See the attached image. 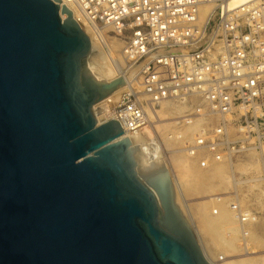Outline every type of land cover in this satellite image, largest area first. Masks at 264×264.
<instances>
[{"label": "water", "instance_id": "1", "mask_svg": "<svg viewBox=\"0 0 264 264\" xmlns=\"http://www.w3.org/2000/svg\"><path fill=\"white\" fill-rule=\"evenodd\" d=\"M60 3L0 0V264H210L163 161L145 163L161 154L97 125L124 79L96 81Z\"/></svg>", "mask_w": 264, "mask_h": 264}, {"label": "built area", "instance_id": "2", "mask_svg": "<svg viewBox=\"0 0 264 264\" xmlns=\"http://www.w3.org/2000/svg\"><path fill=\"white\" fill-rule=\"evenodd\" d=\"M74 2L95 38L107 30L122 43L124 86L98 104L101 125L116 120L129 138L149 134L159 151L176 145L193 160H248L229 173L256 176L264 192V0Z\"/></svg>", "mask_w": 264, "mask_h": 264}, {"label": "rangeland", "instance_id": "3", "mask_svg": "<svg viewBox=\"0 0 264 264\" xmlns=\"http://www.w3.org/2000/svg\"><path fill=\"white\" fill-rule=\"evenodd\" d=\"M77 18L81 19L80 14ZM81 22L85 29L90 30L85 26L86 21L81 19ZM87 29H83L86 34ZM88 34L93 37L96 45L91 46L87 58V68L91 75L99 82L109 83L118 78L123 79L124 75L119 71L124 65L121 41L107 30L103 31V35L98 34L96 38L99 41L91 30ZM90 36L88 37L92 40ZM104 50H107L111 63L103 56ZM110 65L114 69L111 77L108 76ZM121 90L122 87L115 92ZM160 109L162 107L157 108V120L160 123L156 128L159 136L164 138L171 124L167 122L170 118L168 111ZM97 121L100 125L101 121ZM142 136L145 138V145L150 144L145 146L147 153L161 154L160 159L171 176L189 226L205 256L215 264H264V192L252 187L253 184L258 185L252 183L256 176L229 173L231 169L248 171L249 161H239L230 166L207 163L203 157L193 160L178 153L176 145L166 143L165 151H159L147 138L149 134L143 133ZM170 150L173 152H169ZM176 183H179L180 188ZM240 215H247L248 221L241 222Z\"/></svg>", "mask_w": 264, "mask_h": 264}, {"label": "bare ground", "instance_id": "4", "mask_svg": "<svg viewBox=\"0 0 264 264\" xmlns=\"http://www.w3.org/2000/svg\"><path fill=\"white\" fill-rule=\"evenodd\" d=\"M63 5L72 13V17H73V19L78 23V25L80 26V28L83 30H85L86 31V29L84 28V24H81V23H83V22H81V19L82 20H84V21H86L85 23H87L88 24V22H87V20L84 18V16L82 15V13H81V11L79 10V8H78V6L76 5V3L74 2V0H61V3L59 4V7L60 8H62L63 7ZM79 14H80V16H81V19L80 18H77L78 16H79ZM62 18L63 19H65L66 18V15H63L62 16ZM81 22V23H80ZM85 26H87L86 24H85ZM88 30V29H87ZM84 31V32H85ZM89 31L90 30H88L87 32L89 33ZM87 33V34H88ZM86 34V35H87ZM88 36H90V34H88ZM90 37H92V36H90ZM90 41H92L90 44H91V46L93 47H95L96 45H94V42H93V37H92V40H90ZM95 41H96V39H95ZM92 47H90V49L92 48ZM108 51H109V49H108ZM92 52V51H91ZM104 52H105V50H104ZM90 53V52H89ZM108 52H107V50H106V52H105V55H103V54H100V56L101 55H103V56H106L107 57V61H109L110 63H111V61H110V56L107 54ZM110 55H111V53H110ZM101 58V57H100ZM104 59V58H103ZM104 61V60H103ZM109 65V64H108ZM113 68H111V65L110 66H108V76L109 77H111L112 75H114V72H113V70H112ZM105 83H107V82H105ZM110 83V82H109ZM122 87V86H121ZM121 87H119V88H121ZM118 88V89H119ZM117 89V90H118ZM116 90V91H117ZM104 100V99H103ZM102 100V101H103ZM102 101H100V102H98L97 104H95L94 105V107H93V109L94 110H96L97 108H98V104L99 103H101ZM101 115V114H100ZM100 115H98L99 117H100ZM98 116H96V119H98V120H100L99 119V117ZM156 122H157V124H158V120L156 119ZM160 123V122H159ZM97 125H99V123H97ZM101 125V124H100ZM143 134L141 133L140 135H137V136H133V137H130V139L135 143V145L137 146V148L139 147L140 148V150H142L143 152H145V153H147V150L145 149V146L147 147V146H150V144H148V145H145V138L142 136ZM138 148V149H139ZM150 149V148H149ZM147 154H149V155H152V154H150V153H147ZM159 160H161L160 158H156V159H152V160H148V161H145V163H150V162H154V161H159ZM176 182V181H175ZM176 185L178 186V188H180V186H179V183H176ZM180 191V190H179ZM215 219V218H214ZM212 221V220H211ZM223 221V220H222ZM214 222H216V221H214ZM220 222H221V220H220ZM204 250V249H203ZM204 255H205V252H204ZM207 255V254H206ZM207 257V258H206ZM205 258L207 259V261L210 263V264H215V263H213L212 261H211V259L208 257V256H205ZM223 263V262H222Z\"/></svg>", "mask_w": 264, "mask_h": 264}]
</instances>
